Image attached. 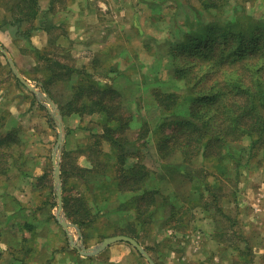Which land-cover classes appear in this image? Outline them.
Returning a JSON list of instances; mask_svg holds the SVG:
<instances>
[{"label":"rangeland","instance_id":"obj_1","mask_svg":"<svg viewBox=\"0 0 264 264\" xmlns=\"http://www.w3.org/2000/svg\"><path fill=\"white\" fill-rule=\"evenodd\" d=\"M52 1L55 7L51 15L56 27L51 34L40 35L36 32L31 38L34 46L40 49L46 48L47 59L38 60L30 43V49L25 45L27 44L25 41L17 46L20 52L16 53V58L19 55L16 66L23 77L45 92L41 89L40 83L51 76L53 69L59 68L55 63L58 60L74 67L73 78H91L90 81L93 78L102 85L115 87L122 93L123 102L128 109L126 111L134 113L131 127L127 131L130 140L128 146L132 151L129 162L143 161L150 169L161 174H169L168 177L171 175L164 168L165 164L176 165L198 175H204V170H207L209 182L222 183L223 189L220 193H223V197L219 204L231 218L227 219L214 205L211 210L196 207L191 214H184L181 226L172 221L170 225L166 224L163 227L161 223L169 213L162 211L161 214L155 215L156 221L150 223L140 233V240L144 247L149 249L154 260L158 264H242L235 259L240 253L236 247L240 248L241 245L242 248L245 247V253L253 264H264V142L260 140L252 149L250 145L254 137L245 138L241 144L235 145L232 149L239 158V164L237 160L226 158L225 164L223 163L224 170L217 159L205 162L197 158L193 162L183 163L176 153L163 158L158 151V140L163 132H169L170 128L165 126L159 129L157 125L161 126L165 121H172L175 115L172 112L161 111L150 95V89L146 87L152 78L158 77L166 82L164 87L173 89L174 86H184L182 80L174 83L169 81L167 66L172 64L173 47L175 48L178 42L175 43L177 38L174 40L173 38H183L184 31L190 29L191 23L195 28L200 29L213 20H226L236 11L242 15H252L264 20V0H220L219 7L210 9L202 6L199 0ZM8 2L9 0H0V22L11 16ZM81 8L89 11L88 14L83 12L86 18L77 20L78 24L87 25L84 34H79L74 29V18L80 15ZM0 37L4 43L10 45L4 34H0ZM83 38L87 40L84 41ZM90 45L96 48L95 53L87 47ZM168 46L172 47V50L168 49ZM84 70L89 74H83ZM68 84L65 80H57L49 84L50 91L60 103L68 101L71 97L73 89ZM33 98L35 113H31L26 118V122L22 120L17 124L22 128L20 133L26 140L23 147L28 161L24 169L28 171L29 176H20V173L13 168L9 172L11 185L8 190L9 194L20 197L32 206V209L36 208L33 209L35 212H41V218L50 217L51 214L56 219L58 202L53 180L52 153L59 128L47 106L37 96ZM52 99L60 108V104ZM86 118L87 121L84 122L93 126L98 134H102L103 127L99 118L97 116ZM144 122H146L143 127L145 136L137 139ZM71 125V129H75V125ZM85 132L86 136L80 138L84 143L80 141L78 145V141L72 139L71 143L66 145L68 135L66 130L61 163L65 150L68 152V162L81 166L96 163L97 158L100 160L108 154H113L112 147L103 137L92 136L91 130L86 129ZM93 137L99 142L95 154H92V149L88 148L91 139L94 140ZM108 171L109 175L116 174L113 166L108 167ZM46 172L49 174L48 178L39 179ZM179 175L174 174L173 180L167 179L160 183L163 188L165 187L166 193L169 191L177 193L181 197V200L177 198V201L179 204H184L181 201L182 199L187 201V194L190 185L193 188V182ZM110 178L112 177L106 176L105 181H109ZM199 181L195 179L194 184H200ZM94 189L95 192L92 193L81 180H74V184L67 187L66 191L73 196L78 192L83 193L91 206H94L96 202L101 204L98 200L100 193L97 194L100 189L96 186ZM115 198V195L111 194V200L116 202L113 204H117ZM4 209L5 205L0 203L1 222L4 221ZM110 217L99 216L94 225L87 229L89 231L87 240L82 236L79 237L75 228L72 227L71 231L75 238L84 242L86 247H94L105 237L116 235L111 224L115 221ZM121 218L128 217L122 215ZM124 221L126 223V220ZM168 229L173 230L174 233L168 232ZM18 232L20 235L24 232H27V235L30 233L27 227ZM205 232L207 235L212 232V244H204L196 240L190 242L192 237L198 238L199 233ZM193 241L197 244L192 243ZM111 250L113 252L110 257L116 260L111 264H148L145 258L137 257L133 249L125 243L116 245Z\"/></svg>","mask_w":264,"mask_h":264},{"label":"trees","instance_id":"obj_2","mask_svg":"<svg viewBox=\"0 0 264 264\" xmlns=\"http://www.w3.org/2000/svg\"><path fill=\"white\" fill-rule=\"evenodd\" d=\"M199 1L206 9L220 6V0ZM8 5L11 16L2 20L0 26L8 24L16 38L30 43L38 60L47 59L46 48L34 46L31 38L40 29L52 33L56 23L52 20L51 9L55 5L52 4L43 13L40 0H9ZM174 39L175 43L178 42L173 47L172 64L167 66L169 81L182 80L184 86H174L173 89L164 87L166 82L160 77L152 78L146 84L157 107L175 115L172 121L157 125L159 129L165 126L170 128L158 140L160 155L166 158L173 153L179 154L183 163L193 162L197 158L205 162L217 159L223 170L226 158L237 160L239 164L238 156L232 152L235 145L241 144L247 137H254L250 145L252 149L260 140L264 142V20L236 11L226 20H213L200 29L191 23L190 29L184 31L183 38ZM168 49L172 50V47L168 46ZM55 63L59 68L51 69V76L40 83L41 89L60 104L64 117L72 113L81 117L97 116L103 132L98 134L94 131L91 135L103 137L113 150L112 155L108 154L100 160L97 158L91 167L71 164L68 162V152L65 150L63 153L64 192L71 182L68 180L70 177L73 184L74 180H81L92 193L95 186L100 189V194H97L101 204L96 202L94 206L83 193L64 195L66 216L82 229L84 240L89 238L87 229L94 225L99 216L106 215L108 218L118 210H121V214L114 219L115 222H111L113 232L133 236L140 242L141 231L156 221L155 215L162 211L169 213L161 223L163 227L172 221L181 226L184 214H191L196 207L211 210L214 205L227 219L231 218L219 204L223 197V193H220L222 183L209 182L207 170H204V175H198L188 169L165 164L164 168L171 175L168 177L169 174L152 170L143 161L129 162L132 151L128 146L130 140L127 131L134 113L126 111L121 91L111 85H102L93 78L92 81L91 78H73V66L58 60ZM82 73L89 74L87 70ZM57 80L69 81L68 85L73 89L71 97L64 103H60L49 89V84ZM145 123L137 139L145 136ZM21 129L16 126L5 136H0V189H4L2 192L5 195L11 185L9 172L13 168L20 176H29L24 169L28 158ZM98 143L91 139L88 148L92 149V154L97 151ZM111 166L116 172L114 176L107 174ZM174 174L193 182L187 201H181L184 204L177 201V198L181 200L177 193H166L160 183L173 180ZM48 175L46 172L39 179L48 178ZM106 176L112 178L105 181ZM195 179L200 180V184H194ZM111 194L120 202L118 210L109 208ZM122 215L128 218L122 219ZM51 217L54 218L53 215ZM26 227L30 229L31 225L26 223ZM236 248L240 250L238 246ZM242 264H251V261L245 257Z\"/></svg>","mask_w":264,"mask_h":264},{"label":"crops","instance_id":"obj_3","mask_svg":"<svg viewBox=\"0 0 264 264\" xmlns=\"http://www.w3.org/2000/svg\"><path fill=\"white\" fill-rule=\"evenodd\" d=\"M52 4L55 5L54 3H52V0H40L41 12L43 13L44 11L51 8ZM80 10V15L75 16L74 18V29L77 30L79 34H84L85 27H87V25H80L78 24L77 20L79 18H86L85 14H88L89 11H84L85 9L83 10L82 8ZM83 12H85V14H83ZM37 32L40 35H43V33L49 34L46 30L43 29H40ZM0 34H4L5 37L9 40L8 43H10V45L4 43V41L0 37V43L6 49L9 56L14 60L15 64H17V59L19 55H17L16 58V53L20 52L17 46L21 42L25 41L27 43L25 45H27V47L29 48V42L24 39L16 38L10 32L8 24L0 26ZM83 39L84 41L87 40L85 38ZM87 44H89L88 41ZM90 44H92V41ZM87 47L93 50V52L95 53L96 48L94 49L93 45ZM12 72L13 70L9 63L8 57L0 49V136H5L7 133H9V131L13 130L16 126H18L17 124H19L22 120L26 122V118L29 117L31 113H35L36 111L33 98L34 96H36V94L31 91L27 86L19 82L20 80L16 78V75H12ZM66 83H69V81H66ZM84 121H87L86 117H81L80 115L75 113L66 115L64 117V125L68 133L66 138V145H69L72 139L77 140L78 145L80 143H84L83 140H81L80 138L86 136L85 130H91L92 132L95 131L93 126H89ZM71 124L75 125L74 128L77 131H74L75 129H71ZM71 133L72 135L70 136ZM91 166L92 163L90 165H86V167ZM53 180L55 181L54 177ZM68 180H71V182H69L67 187L69 185H73L71 177ZM63 188L64 186L62 180V196L64 210V195H73L68 194L66 189L64 192ZM3 190L4 189H0V203L5 205L3 217L4 221H0L2 227V229H0V264H111V262L116 261L115 258L110 257L113 252L111 249L116 245H122L123 243L130 246L133 249V252L137 255V257H143V259L145 258L132 244L126 241L114 242L96 255H82L70 245L67 233L63 226L58 222L57 218L54 219L53 217H51V214L50 217L45 216L44 218H41V212H35V210H33L36 208L32 209V206H30L20 197L12 196L11 194H9V190H7L8 193L6 195L3 194ZM80 193L78 192V194ZM115 200H117V204H113L116 202L111 201L109 205L110 210H115V208L116 210H118L117 206L120 202L117 198H115ZM120 212L121 210L114 212V214L111 216L112 219L117 218L118 214H121ZM26 223L31 225V228L27 229L30 231V233L27 235V232H24L23 235H20L18 231H22ZM169 231L174 233V231L171 229H168V232ZM199 234L200 236H198V238L192 237L190 242L192 240H196L200 243L203 242L204 244L213 243V239L211 236L212 232H209V235H207L206 232L203 234ZM82 237H84L83 232ZM140 243L143 245L142 241ZM192 243L197 244V242L195 241H193ZM201 248L202 247H200V249ZM150 255L152 256V254ZM245 257L250 259L249 256H247L245 253V247L242 248L240 245V253L238 256H236L235 259L243 263ZM146 261L148 264H150L147 259ZM250 261L251 264H253V261L251 259ZM156 263L158 264L157 261Z\"/></svg>","mask_w":264,"mask_h":264},{"label":"water","instance_id":"obj_4","mask_svg":"<svg viewBox=\"0 0 264 264\" xmlns=\"http://www.w3.org/2000/svg\"><path fill=\"white\" fill-rule=\"evenodd\" d=\"M0 49L4 52V54L8 57L9 63L11 68L16 75V77L31 91H33L36 96L39 98L43 104L47 106L49 109L52 117L56 121L59 134L57 138V142L54 146L53 153H52V161L54 164V179H55V188L57 192V202H58V209L56 213V218L58 222L63 226L65 229L70 245L75 248L80 254L92 256L96 255L106 247L110 246L114 242L118 241H126L132 244L147 260L150 264H157L156 261L152 258L146 248L133 236L127 234H116L112 236L105 237L99 244L94 247H86L84 242L80 239L75 238L74 234L71 231V228H75L78 232V236H82V231L78 225L75 223L70 222L63 210V196H62V179H61V154L65 143L66 138V128L64 125V118L59 108L58 104L52 99V97L45 92L39 90L36 86L30 84L22 75V73L17 68L14 60L9 56L6 49L0 43ZM44 100V101H43Z\"/></svg>","mask_w":264,"mask_h":264}]
</instances>
